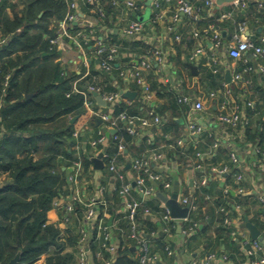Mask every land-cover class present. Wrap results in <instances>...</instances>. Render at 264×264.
Segmentation results:
<instances>
[{
	"label": "crops",
	"instance_id": "1",
	"mask_svg": "<svg viewBox=\"0 0 264 264\" xmlns=\"http://www.w3.org/2000/svg\"><path fill=\"white\" fill-rule=\"evenodd\" d=\"M9 1L17 4L20 9L25 6L22 0ZM69 1H77L80 4L82 17L94 20L96 36H109L111 42L120 44L121 51L115 62V69L104 72L100 67V58L96 55L95 40L92 38L86 43L84 40L73 39L71 35L66 38V45L59 46L61 56L58 61L67 71H76L80 75L74 81V85H78L80 81L86 79L85 87L91 84L95 85L100 89L99 94L102 97L116 90L123 94L125 104L140 105L141 109L136 114L132 116H128L126 113L122 114L135 120L139 126V134L133 138L138 137L139 142L145 140L146 145L139 147L138 145L133 146V142L126 144L124 137L118 134L120 115L114 117V110L110 108V104L102 105L94 95V108L92 110L88 108V120L78 130L74 159L69 161L68 167H63L67 171L68 180L64 186L66 194L64 192L63 196L74 204L75 212L65 214L62 210L52 208L48 212V222L59 225L64 238L68 237L69 232L77 234L76 231H78L86 208H88L87 204L94 197L102 198L107 201V208H101L100 212L107 213V221L112 226L115 244L119 247V251L131 248L132 252L127 253L128 257L136 258L138 250L133 245L129 246L128 241L121 236L119 231V228H125L123 226L125 222L128 223L123 211L126 200L130 198L120 193L123 181L119 177V173L124 174L127 180L133 179L135 170L132 166V159L156 152L162 153L163 157L153 162V170L168 176L173 182V190L176 181L180 182V194L190 196L191 201L198 205V209L192 212V217L195 212L200 210L201 220L204 221L207 218L210 221L209 213L211 211L217 213V200L220 198L225 202V205L234 202L241 206L231 214L232 225L228 227V232L221 233L216 228L221 225L222 221L219 219L215 227L207 229L204 225L198 235L188 238L181 234L178 227L176 234H168L163 230L161 216L168 208L158 197V193L162 192L170 196L173 191L171 193L164 191L161 183L154 184L158 192L155 198L143 199L140 193L134 191L133 197L144 200V203L152 209V213H140L138 221L149 235L155 232L153 235L154 248L155 237L158 233L161 236L166 235V241L172 242L173 248L179 250L175 256L165 254L162 264H189L191 258H202L212 251L226 253L230 259L231 256H234V259H231L228 264H251L264 257V251L252 255L247 253L250 249L248 242L253 239L250 230L243 227L245 218L249 217V221L256 225L260 229L261 235L264 236V216L259 211L260 209L264 210V204L258 200L259 196H264V73L246 70L249 65L255 67L264 65V59L256 57L253 53H248L246 58L235 59L227 51V45L236 31L237 23L244 19L249 20L247 29L243 33L244 37L262 43L264 11L258 9L257 4L264 0H247V5L239 9L234 7L235 3L229 2L221 6L218 5L219 7L214 11L205 12L204 20L208 24L218 18L221 10H233L232 19L220 21L225 44L219 51L220 68L217 73L213 69V50L211 42L208 41L209 38H203L200 41L193 38L189 31L192 27L187 23L186 17H183L175 26V31L182 36V41H176L173 38L174 35L168 33L169 22L166 20L173 14L177 6L175 0H163L160 6L147 0L145 2L146 9L137 16L124 5L123 0L117 7L110 0H97L94 5L87 4L86 0H67L68 5ZM96 4L106 10L107 17L105 19L99 16L95 9ZM5 6V11L13 18L14 12L11 6L7 4ZM108 7H110V11L107 10ZM147 12L148 15H146ZM156 14H163L166 20L154 23L152 19ZM256 16L260 17V23L255 20ZM64 17L61 20L54 19L51 25L60 23ZM133 18L145 21L146 29L140 37L127 39L123 35V28ZM77 25L75 23V26ZM2 37H4V33L0 29V38ZM199 43H204L207 51L198 61L190 63L189 56ZM149 49L153 51L150 57L154 64L144 73L145 81L151 89V97L146 99L147 93L144 86L136 80L126 81L121 77L120 72L127 66L140 65L143 55L147 54ZM156 49L162 51L165 60L158 59L154 54ZM238 74L241 75L240 80L236 79ZM228 76L231 80H228ZM227 87L232 89L230 99L235 100L237 104H242L247 100L256 102L255 109H246L251 120L250 125L223 124L218 120V115L221 112L220 102L226 97L225 89ZM211 92H217L218 98H211ZM128 93H131L133 98L128 97ZM182 93L191 95L195 100L198 98L204 100L206 109L198 112L193 110L190 105H179L176 96ZM149 108L155 109L163 117L164 121L161 124L156 123L148 116ZM105 113H108L113 121L118 120V125L111 127V123L104 121L102 116ZM94 116L97 117V120L92 124L90 119ZM77 118L78 116H73L71 122H75ZM145 118L149 119V125L142 127L141 122ZM192 121L204 126L205 131L200 134H192L188 128ZM111 129L117 130L116 135L119 139H114L113 135L115 134L110 132ZM100 131L107 132L109 138L108 142L99 148L93 146L92 143ZM116 142L117 152H109L111 145ZM121 145H124L123 150L120 148ZM104 151H107L109 157H102L104 166L98 168L95 165V159ZM233 151L238 154L237 162L231 159ZM198 152L203 153V159L200 162L205 165L206 174L195 169L196 163L199 162L196 156ZM86 160H89L88 164ZM111 160L116 161L119 166L118 171L111 172L108 169ZM76 161H81L83 168L78 180L71 181L69 177L75 172L74 163ZM225 166H228L229 170L220 173V169ZM238 172L245 175V193L241 197L237 192L238 184L235 178ZM204 176L208 177L209 182L205 187L206 191L200 192L199 189L203 187L196 184V181ZM227 190L229 193L226 192ZM201 198V204L203 200L205 202L202 206L198 203ZM111 218L113 221L110 224ZM183 224L186 226L187 223ZM98 247L97 241H94L90 248L95 253ZM66 251L73 253L75 259L78 258L77 244L68 246ZM106 257H109L108 253H105L102 258L95 255V261L102 263Z\"/></svg>",
	"mask_w": 264,
	"mask_h": 264
},
{
	"label": "trees",
	"instance_id": "2",
	"mask_svg": "<svg viewBox=\"0 0 264 264\" xmlns=\"http://www.w3.org/2000/svg\"><path fill=\"white\" fill-rule=\"evenodd\" d=\"M0 1V29L8 40L0 49V176H5L0 184V264L8 263L18 253L19 264H75L77 259L66 248L77 244L78 232H69L64 238L59 225L48 222L54 199L65 192L68 180L63 167L74 159L78 130L88 120L89 112L81 91L67 95L80 75L62 67L58 61L59 47L50 42L60 28V23L51 25L52 21L61 20L69 5L67 0H22L25 6L20 9L9 0ZM5 4L11 6L13 18L5 11ZM78 29L74 26L70 31L74 34ZM8 75L9 83L5 86ZM85 85L86 79L78 84L84 90ZM140 109V105L122 101L113 108V116H132ZM73 116H78L75 122H71ZM96 120L94 116L90 122ZM127 126L125 120H120L118 134L125 143L145 146L146 141L134 139ZM117 150L116 142L109 152ZM201 202L202 198L198 203L205 204L204 200ZM222 206L227 207L230 215L237 210L236 203L225 205L220 198L217 207ZM200 213L198 210L193 217L200 218ZM209 214L210 221L202 220L207 229L215 227L220 219L221 225L216 228L221 233L228 232L223 223L225 212ZM123 226L128 228L129 223ZM165 236L157 233L156 251L164 253L172 245ZM128 252H132L129 247L119 251L115 264H136V258L128 257Z\"/></svg>",
	"mask_w": 264,
	"mask_h": 264
},
{
	"label": "built area",
	"instance_id": "3",
	"mask_svg": "<svg viewBox=\"0 0 264 264\" xmlns=\"http://www.w3.org/2000/svg\"><path fill=\"white\" fill-rule=\"evenodd\" d=\"M114 6H119L122 0H110ZM147 0H123L124 5L130 9L135 15H139L143 13L146 9L145 2ZM155 5L160 6L163 0H150ZM172 1V0H167ZM177 2V6L174 9L173 14L166 20V17L163 14H156L152 19L154 23L159 22L161 20H166L169 22L167 30L168 33L174 35L173 38L176 41H182V36L176 33V23L179 22L183 17H186L187 23L191 25L192 29L189 30L190 34L193 38L197 40H202L203 38H209L208 41L212 44V64L214 65L215 73L219 72L220 61H219V51L224 46V39L222 37V28L220 21H225L233 18V10L231 11H223L219 12L218 18L210 21V23L206 24L204 20L205 12H211L217 9L218 3L217 0H175ZM87 4L94 5L97 3V0H86ZM234 7L239 9L240 7H245L247 5V0H235L233 1ZM257 8L264 11V2H260L257 4ZM99 16L103 19L107 17L106 10L96 4L95 7ZM82 8L77 1H69L68 11L65 14L64 19L60 22L59 34L58 36L52 38L50 40L52 46H60L66 45V38L68 36H73L72 38L80 41L84 40L88 43L92 38L95 40L96 47V55L100 58V67L104 72H110L113 70L115 62L117 61V57L120 54L121 46L118 43H113L110 40V37L107 35H102L100 37L96 36V29L94 20L86 19L82 17ZM217 20V21H216ZM255 20L260 23V17L256 16ZM212 22V23H211ZM77 23L79 29L72 34L70 31L71 27L75 26ZM249 24L248 19H244L241 22L237 23L236 31L234 32L231 41L227 45V51L229 55L235 59L246 58L248 53H253L256 57H260L264 59V38L262 39V43H257L253 41L251 38L244 37L243 33L247 29ZM146 29V22L140 20L138 18H133L129 21V23L123 28V35L125 38H138ZM7 38H0V49L2 46L7 43ZM207 51V47L204 43H199L192 51L189 56V62L194 63L200 59V57ZM150 54H153L151 49L148 50L147 54L143 55L140 65L138 66H127L122 69L120 72L121 77L125 78L126 81L136 80L140 85L144 86L146 91V99H149L151 89L150 86L146 83L144 78V73L147 69H150L154 61L151 59ZM154 54L158 57L159 60H165L164 55L160 49H156ZM247 71H258L260 73H264V65L261 66H252L249 65L246 68ZM10 79V75L6 77L5 86L8 85ZM237 80L241 79V75L238 74L236 76ZM82 92L85 95V105L90 110L94 108L95 100L94 93L100 92V89L95 85L91 84L86 87L84 90L78 85H74L72 90L67 93L70 96L74 92ZM226 97L220 102L221 112L218 115V120L223 124H233L238 125L242 124L244 126H248L251 124V120L249 114L246 109H255L256 102L253 100H247L242 104H237L235 100H231L230 97L232 95V89L227 87L225 89ZM219 94L217 92H211V98H218ZM107 103L110 104V108L113 109L116 104L124 101L123 94L119 91L111 92L104 96ZM176 101L179 105H190L195 111H203L206 109V105L204 100L202 99H193L191 95L182 93L176 96ZM3 106V100L0 101V110ZM148 116H150L156 123L161 124L164 119L161 115H159L155 109L149 108L147 111ZM102 119L108 123H111V127H115L118 125V120L113 121L112 117L105 113L102 116ZM119 120H125L127 123L128 131L133 135L139 134V126L135 123V120L129 118L126 114H121L118 118ZM2 117L0 114V125H1ZM149 119L145 118L141 122V126H148ZM188 128L192 134H200L205 131V127L196 122H190ZM1 130V128H0ZM1 133V131H0ZM114 139H119L118 135H113ZM109 136L107 132L100 131L98 137L93 141V146L101 147L104 146L108 142ZM217 145V144H214ZM121 150L124 149V145L120 146ZM103 150L101 149V152ZM199 162L196 163L195 169L199 171H203L206 174L205 165L201 159H203V153L198 152L196 154ZM264 156V152H263ZM103 157H109L107 151H104ZM162 153H148L140 157H135L132 159V166L135 170V175L133 179L127 180L125 175L119 173V177L123 181V185L120 189V193L125 197H130L125 202L124 207V217L128 220L129 226L128 228H119L120 234L123 238H125L129 246L133 245L138 250V254L136 257V264H159V262L163 261V257L165 254L169 256H175L179 253V250L174 249L172 246H167L165 248V252L156 251L154 248L153 235L148 234L146 229L143 228L139 221L138 217L140 213H152V209L150 206L144 203V200L137 199L133 197V192L136 191L143 196V199L150 197H157V189L155 188V183H161L163 186V190L166 192L173 191V182L163 173L155 172L153 170L152 164L154 161L162 159ZM231 159L234 162L238 161V154L233 151L231 153ZM75 172L72 176L69 177L71 181H77L80 172L82 171V162L76 161L74 163ZM108 169L111 172H115L119 170V166L117 165L115 160H111L108 164ZM229 170L228 166L220 169V173L227 172ZM0 176V184H1ZM236 182L238 184L237 192L240 194V197L245 193L244 182L245 175L243 173H236L235 175ZM208 177L204 176L199 178L196 181L200 187H206L208 184ZM153 182V184H152ZM102 191V189H100ZM229 193V190L226 191ZM210 197V196H209ZM260 203L264 204V196L261 195L258 197ZM179 203L182 206L190 205L189 214L185 218H175L171 215L169 209H167L161 216V221L163 222V230L168 234H173L175 228L182 225L181 234L184 237L192 238L198 235L203 226L204 222L201 219H194L191 215L193 211L198 209V205L191 201V197L184 194H179ZM88 208L85 211L83 216V221L78 228V241H77V249H78V258L75 264H115L119 257V247L115 244L113 239V232L111 230L112 226L108 224L107 221V213L100 212L101 208H107V201L104 199H100L98 197H94L91 199L89 204H87ZM241 206L236 203V209H239ZM52 208L57 210H62L65 214H70L75 212V206L72 204L68 198H65L63 195L58 196L54 199ZM218 211L225 212L226 215L224 217V225L227 227H231L232 225V217L229 214V210L226 206H222L218 209ZM260 214L264 216V210H260ZM119 221V220H118ZM183 223H187L185 227ZM97 241L99 247L93 253L91 251V244ZM250 249L248 250V254H258L264 251V243L259 239L252 240L248 242ZM105 253L109 254V257L104 258L102 263H97L95 261V255L99 258H102ZM231 262V259L226 253H218V252H209L207 255L202 258H191L189 264H228ZM251 264H264V257L259 258L253 261Z\"/></svg>",
	"mask_w": 264,
	"mask_h": 264
},
{
	"label": "water",
	"instance_id": "4",
	"mask_svg": "<svg viewBox=\"0 0 264 264\" xmlns=\"http://www.w3.org/2000/svg\"><path fill=\"white\" fill-rule=\"evenodd\" d=\"M235 0H217V3L219 6L225 4V3H229V2H233ZM77 24V23H76ZM228 80H231L230 76H228ZM94 95L97 97L99 103H101L102 105H107L108 103L106 102V100L104 99V97H102L98 92H95ZM128 97L133 98V95L130 93L127 94ZM111 133L116 134L117 130L116 129H111L110 130ZM102 157H103V153H101L98 158L95 159V165L98 168H102L103 165V161H102ZM130 166V164L128 165V167ZM2 187V185H0V188ZM181 191V185L179 181H176L175 185H174V190L173 193L169 196V195H165L162 192L158 193V197L161 199V201L165 204V206L169 209V211L171 212V215L175 218H185L188 216L189 214V209H190V205H187L185 207L181 206L179 203V194ZM113 221V219L111 218L109 220V223L111 224ZM243 227L248 228L250 230L251 233V238L253 240L255 239H259L260 241H262L264 243V236L261 235V231L260 229L254 225L253 223H251L249 221V217L245 218V222L243 224ZM178 230L181 231L182 230V225L179 224L178 226ZM20 263V253H18L14 258H12L8 263L6 264H19ZM159 264H162L161 262H159Z\"/></svg>",
	"mask_w": 264,
	"mask_h": 264
},
{
	"label": "rangeland",
	"instance_id": "5",
	"mask_svg": "<svg viewBox=\"0 0 264 264\" xmlns=\"http://www.w3.org/2000/svg\"><path fill=\"white\" fill-rule=\"evenodd\" d=\"M148 12H149V11H148ZM148 12L146 13V15H148V14H149ZM4 178H5V176H2V178H1V180H2V181H1V182H3V181H4Z\"/></svg>",
	"mask_w": 264,
	"mask_h": 264
}]
</instances>
